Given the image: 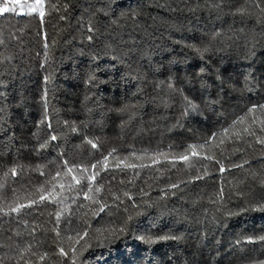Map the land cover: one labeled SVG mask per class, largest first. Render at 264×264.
Masks as SVG:
<instances>
[{
    "label": "trees",
    "instance_id": "trees-1",
    "mask_svg": "<svg viewBox=\"0 0 264 264\" xmlns=\"http://www.w3.org/2000/svg\"><path fill=\"white\" fill-rule=\"evenodd\" d=\"M216 2L42 0L43 16L0 15V264H72L73 247L76 264L264 262V241L247 239L264 213L226 214L264 199V144L243 132L264 138V109L212 138L264 104V0ZM96 229L119 239L97 247Z\"/></svg>",
    "mask_w": 264,
    "mask_h": 264
},
{
    "label": "snow or ice",
    "instance_id": "snow-or-ice-1",
    "mask_svg": "<svg viewBox=\"0 0 264 264\" xmlns=\"http://www.w3.org/2000/svg\"><path fill=\"white\" fill-rule=\"evenodd\" d=\"M40 3H42V0H36V4H40ZM213 6H215L217 8H220L221 7V4L220 3H217L216 0H213ZM31 10L32 11H35L36 9H35V7H31ZM11 11H15V9L8 7L7 4H5L3 7H0V15H3L4 13L11 12ZM244 12H245V9L243 7L237 8L236 11H235V13H233V15H235L237 13L243 14ZM40 15L43 16V12L42 11L40 12ZM63 18L64 17H61V19H63ZM215 36H220V33H216ZM215 36L213 37V39H215ZM89 38L91 39V37H89ZM206 50L207 49H205V51ZM197 51L199 52L200 50L197 49ZM169 87H171V85H169ZM185 100L187 101V105H186L187 108H191L192 110H195L196 109V105L193 104L191 101H188L187 100V97H185ZM127 107L128 106L125 105L124 108L117 109V111L123 112V111H125L127 109ZM257 108L264 109V104H261L259 106H256V105L252 106L251 108H249L247 110V112L244 115L238 117L228 127H224L221 130L220 133H213L212 138H215L217 135L226 136L229 133L230 128H234L236 126V124H238V123H243L245 121L246 117L249 114H253V113H255L257 111ZM42 122L43 121H41V123ZM252 123L253 124H257V120L254 118ZM258 127H259V131L260 132H264V120H260L258 122ZM75 130L76 129H73V131H75ZM243 132H244L245 135L251 136V137L255 138L256 141H257V143L264 144V138H261L257 134V131H256L255 128H252L251 126L250 127H246L243 130ZM212 138H210V139H212ZM237 138L238 139L240 138L239 137V134L237 135ZM51 139L52 140H55L56 137L55 136H52ZM223 142H224L223 140L220 141V143H223ZM88 143L91 144L93 148H95L97 146L92 140H88ZM45 146H46V144H41L40 145L41 148H43ZM189 147L195 149L196 146L195 145H190ZM201 147H204V145H201ZM111 154L112 153H109V155H111ZM208 158L211 159V157H208ZM105 159H107V157H105ZM217 163L219 164L220 161L217 160ZM248 163L249 162L247 160H245L243 164H235L234 163L232 165V167L233 168H243L244 167V164H248ZM65 165H67V162H65ZM92 167L95 168L96 165L93 164ZM219 170L221 172H223L225 170L222 164L220 165V169ZM9 171L11 172L12 175H16V168L15 167L11 168ZM68 171L71 172V168H68ZM8 175H9L8 172H5L4 173V176L5 177H7ZM56 175L58 176V175H60V173L57 172ZM73 178L75 179V177H73ZM197 178H199V177H197ZM90 179H95V177L92 176V177H90ZM77 183H79V181H77ZM0 187H2V185H0ZM174 187H175V185H174ZM85 198H88L87 193H85ZM40 199L41 200H44L45 197L44 196H41ZM33 203H35V201H33ZM22 207H24V205H18L16 207H10L9 210H8V212H4L3 214L4 215H8L9 212H16V213H18ZM103 211H104V206H101L99 208V212H103ZM0 212H3V209H0ZM250 212H262V213H264V199H262L260 201H257L255 203H249V202L246 201L245 204H244V206H241L239 208V212H231V211H229L226 214L227 215H238V214L250 213ZM96 214H98V213H96ZM60 215H61L60 212H57L56 213L57 221L58 222H59ZM118 231L120 233H122L124 231V229L123 228H120ZM96 232L98 233V235L96 236V240L98 242L97 245H96L97 247H102V246L105 245V243H109L110 244L112 242L113 238L119 239V236L117 235V230H108V234L107 235H104V233L100 229H96ZM76 235H77V237H79V239H77L75 242L77 244H79L80 243V240L83 239L84 236H87L88 235V231L85 230L83 232V236H81L79 232H77ZM69 239H72V237H69ZM139 239L146 240V242H148V243H154L155 242L154 240H152L151 237H143V236H141V237H139ZM156 239H158V240H167V239H176V237H171V236L165 235V236H159ZM247 239H248L249 242H252L253 239L259 240V241H264V235H261V236L255 237V238L249 237ZM237 243L239 244V243H241V241H237ZM90 247H92V245H90L88 243H85L82 246V248H81L80 255H83V252L84 251H87V249L90 248ZM70 250L73 253V255H72V264H76V260H77L76 251L77 250H76L75 247L71 248ZM60 253L62 255H64V256H67L68 255V253L65 252L63 248L60 249ZM41 259H43V257H41ZM262 264H264V262H262Z\"/></svg>",
    "mask_w": 264,
    "mask_h": 264
},
{
    "label": "rangeland",
    "instance_id": "rangeland-1",
    "mask_svg": "<svg viewBox=\"0 0 264 264\" xmlns=\"http://www.w3.org/2000/svg\"><path fill=\"white\" fill-rule=\"evenodd\" d=\"M7 4L8 7L18 10L19 12H38L42 11V4H36V0H0V7ZM35 7V11L31 7Z\"/></svg>",
    "mask_w": 264,
    "mask_h": 264
},
{
    "label": "built area",
    "instance_id": "built-area-1",
    "mask_svg": "<svg viewBox=\"0 0 264 264\" xmlns=\"http://www.w3.org/2000/svg\"><path fill=\"white\" fill-rule=\"evenodd\" d=\"M42 4V3H41Z\"/></svg>",
    "mask_w": 264,
    "mask_h": 264
}]
</instances>
